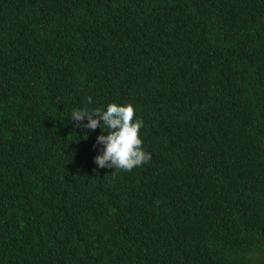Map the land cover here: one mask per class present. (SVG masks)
<instances>
[{"label":"trees","instance_id":"obj_1","mask_svg":"<svg viewBox=\"0 0 264 264\" xmlns=\"http://www.w3.org/2000/svg\"><path fill=\"white\" fill-rule=\"evenodd\" d=\"M0 264H264V0H0Z\"/></svg>","mask_w":264,"mask_h":264},{"label":"clouds","instance_id":"obj_2","mask_svg":"<svg viewBox=\"0 0 264 264\" xmlns=\"http://www.w3.org/2000/svg\"><path fill=\"white\" fill-rule=\"evenodd\" d=\"M86 99L88 104L92 103L91 96ZM68 117L75 122L74 127L100 129L96 144L101 147L94 157L97 168L131 171L150 161L151 153L142 147L139 134L144 122L139 117L134 119L132 104L112 102L98 108H74Z\"/></svg>","mask_w":264,"mask_h":264}]
</instances>
